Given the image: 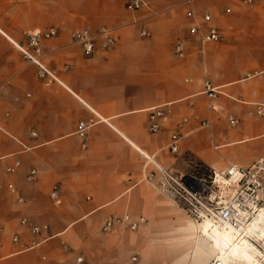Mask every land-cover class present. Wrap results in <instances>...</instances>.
I'll list each match as a JSON object with an SVG mask.
<instances>
[{
    "label": "crops",
    "instance_id": "crops-1",
    "mask_svg": "<svg viewBox=\"0 0 264 264\" xmlns=\"http://www.w3.org/2000/svg\"><path fill=\"white\" fill-rule=\"evenodd\" d=\"M188 8L184 0H146L137 11L121 0H0V264H76L80 256L83 264H209L218 255L201 222L158 184L163 170L183 174L194 162L222 172L264 160L256 113L264 0H197L195 19ZM194 21L216 27L220 39L202 42ZM102 27L116 37L111 47L98 35L86 54L73 40ZM50 28L57 34L42 43L45 73L20 45ZM155 107L166 113L157 132ZM80 121L90 123L85 136ZM174 132L178 151L169 147ZM125 215L140 220L137 229Z\"/></svg>",
    "mask_w": 264,
    "mask_h": 264
},
{
    "label": "built area",
    "instance_id": "built-area-1",
    "mask_svg": "<svg viewBox=\"0 0 264 264\" xmlns=\"http://www.w3.org/2000/svg\"><path fill=\"white\" fill-rule=\"evenodd\" d=\"M124 2L127 9L137 11L146 5V0H121ZM197 0H184L189 5L187 15L195 19L197 17L194 5ZM243 4L251 5L256 0H240ZM231 9L228 8L227 11ZM206 22L211 21L212 16L205 13L202 16ZM191 33L198 35L202 42L215 41L220 39L219 30L212 26L208 30H204L201 24L194 21L190 27ZM144 34L147 32L144 31ZM57 34L55 28H50L46 31H36L28 34L26 45H20L24 55L31 61L37 63L43 72L47 69L42 64L43 48L42 43L45 39ZM103 37V45L111 47L116 42V37L113 32L102 27L98 33L94 34L89 29H80L73 33L75 43L82 46L86 54H92L97 48V37ZM176 52L180 55L184 54L183 43L179 42L176 45ZM264 77V71L257 73ZM206 92L210 96H215L218 91L206 82ZM256 113L264 116V103H258ZM166 118V113L161 107H155L151 110L150 115V130L157 132L161 130L162 124L160 120ZM234 122L235 119H232ZM90 126L89 122L80 121L78 125V133L85 136L86 129ZM182 135L179 132H174L169 147L172 151H178ZM19 160L16 161L18 165ZM8 171H13L14 167H8ZM214 172V171H213ZM36 173V170L31 171V176ZM30 176V178H31ZM219 178V179H218ZM222 178V179H221ZM221 182L222 189H213V184ZM161 191L174 201L182 204L187 209L189 214L196 220L202 221L205 218L212 220L213 224H224L231 228L238 236H244L249 230L253 218L264 209V160L256 161L254 164L243 167L237 164H231L222 172H214L212 184L205 183L202 179H198L193 175L175 173L171 170L162 171V180L158 184ZM230 189V190H229ZM58 188L55 187L52 196H56ZM22 200V198H20ZM124 220L128 221L132 229H137L139 219L133 220L130 215H125ZM23 223H28L27 218L22 219ZM109 221L107 226H111ZM32 231L35 233L41 230V226L31 224ZM14 241H19L17 235L14 236ZM82 256L77 258L76 264H83ZM209 264H223L219 257H214Z\"/></svg>",
    "mask_w": 264,
    "mask_h": 264
},
{
    "label": "bare ground",
    "instance_id": "bare-ground-1",
    "mask_svg": "<svg viewBox=\"0 0 264 264\" xmlns=\"http://www.w3.org/2000/svg\"><path fill=\"white\" fill-rule=\"evenodd\" d=\"M201 227L203 235L217 251L216 257H219L223 264H243L244 260L256 258L257 252L264 257L263 251L254 242L264 246V209L253 218L247 234L241 237L224 224H213L209 218L201 221Z\"/></svg>",
    "mask_w": 264,
    "mask_h": 264
},
{
    "label": "rangeland",
    "instance_id": "rangeland-1",
    "mask_svg": "<svg viewBox=\"0 0 264 264\" xmlns=\"http://www.w3.org/2000/svg\"><path fill=\"white\" fill-rule=\"evenodd\" d=\"M182 174V173H180ZM184 174H188V175H193L195 177H197L198 179H202V181H205V183L208 184H212L213 181V177H214V172L213 170H211L210 168L201 165L197 162H194V164L190 167V169L188 171H186ZM219 179V178H218ZM222 179V178H221ZM224 184H222L221 182H216L215 185L213 184V189L215 190H219L222 189ZM159 186V185H158ZM161 189V188H160ZM230 190V189H229ZM262 196H264V193H262ZM178 210L180 211V213H182L184 216L194 219L189 212L187 211V209L185 207H183L182 204L178 203ZM176 218V215H175ZM195 220V219H194ZM201 222V221H200ZM135 230V229H134ZM201 233H202V227H201ZM203 234V233H202ZM256 242L255 244L263 251L264 253V246H262L261 243ZM256 258L251 259V260H244L243 264H264V257H262L260 254H258V252L255 254Z\"/></svg>",
    "mask_w": 264,
    "mask_h": 264
}]
</instances>
